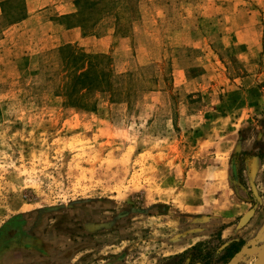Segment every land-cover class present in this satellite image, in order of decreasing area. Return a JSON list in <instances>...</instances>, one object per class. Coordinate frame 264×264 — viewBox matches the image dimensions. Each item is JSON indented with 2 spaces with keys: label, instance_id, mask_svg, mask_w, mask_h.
Returning a JSON list of instances; mask_svg holds the SVG:
<instances>
[{
  "label": "rangeland",
  "instance_id": "1",
  "mask_svg": "<svg viewBox=\"0 0 264 264\" xmlns=\"http://www.w3.org/2000/svg\"><path fill=\"white\" fill-rule=\"evenodd\" d=\"M68 51L124 102L69 106ZM263 258L264 0H0V264Z\"/></svg>",
  "mask_w": 264,
  "mask_h": 264
},
{
  "label": "trees",
  "instance_id": "2",
  "mask_svg": "<svg viewBox=\"0 0 264 264\" xmlns=\"http://www.w3.org/2000/svg\"><path fill=\"white\" fill-rule=\"evenodd\" d=\"M69 63L66 72L67 82L64 84L66 93L62 96L67 99L71 107L86 111H94L97 108V95L108 94L113 103L124 102L118 99L120 92H116V79L127 74L117 75L113 69L103 67L109 60L105 55H91L68 51ZM108 66V62L106 63ZM118 90V88H117ZM125 93V92H124ZM123 94V92H121ZM124 95H130V91ZM242 242H234L229 246V257L233 258L240 250Z\"/></svg>",
  "mask_w": 264,
  "mask_h": 264
},
{
  "label": "crops",
  "instance_id": "3",
  "mask_svg": "<svg viewBox=\"0 0 264 264\" xmlns=\"http://www.w3.org/2000/svg\"><path fill=\"white\" fill-rule=\"evenodd\" d=\"M85 43L88 42H93L96 47H94L95 51L98 52H106V37L101 36V37H96V38H88L83 40Z\"/></svg>",
  "mask_w": 264,
  "mask_h": 264
},
{
  "label": "water",
  "instance_id": "4",
  "mask_svg": "<svg viewBox=\"0 0 264 264\" xmlns=\"http://www.w3.org/2000/svg\"><path fill=\"white\" fill-rule=\"evenodd\" d=\"M254 210H250L247 214H245L242 219H241V225L245 224L246 222H248L253 216H254ZM262 264H264V258H263V262Z\"/></svg>",
  "mask_w": 264,
  "mask_h": 264
}]
</instances>
